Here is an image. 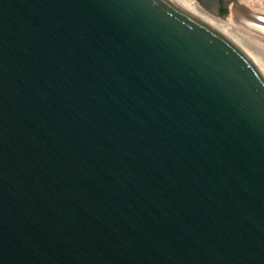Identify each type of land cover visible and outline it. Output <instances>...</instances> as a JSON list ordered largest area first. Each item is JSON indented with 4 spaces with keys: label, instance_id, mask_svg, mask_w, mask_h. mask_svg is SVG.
I'll use <instances>...</instances> for the list:
<instances>
[{
    "label": "water",
    "instance_id": "obj_1",
    "mask_svg": "<svg viewBox=\"0 0 264 264\" xmlns=\"http://www.w3.org/2000/svg\"><path fill=\"white\" fill-rule=\"evenodd\" d=\"M0 264H264L262 70L171 0H0Z\"/></svg>",
    "mask_w": 264,
    "mask_h": 264
},
{
    "label": "bare ground",
    "instance_id": "obj_2",
    "mask_svg": "<svg viewBox=\"0 0 264 264\" xmlns=\"http://www.w3.org/2000/svg\"><path fill=\"white\" fill-rule=\"evenodd\" d=\"M173 3L181 7L182 9L186 10L187 12L191 13L193 16L197 17L201 21L205 22L206 24L210 25L211 27L215 28L217 31L222 33L224 36L229 38L233 41L237 46H239L245 53L257 64V66L262 70L264 73V39L260 37H248L243 34V32H239L236 26L230 21L224 22L221 19H218L217 15H212L209 12L205 11V9L201 6L199 1L197 0H171ZM246 4V5H245ZM244 6H250V2H245ZM241 8L240 11H236L238 16L241 19L248 21L247 15H249L246 8L238 6ZM255 9V8H254ZM253 8L252 10L257 13V16H261L264 11H255ZM220 17V16H219ZM249 22V21H248ZM251 23H253L250 20ZM255 22V21H254ZM256 24H260L255 22ZM257 26V25H256ZM264 29V28H263ZM221 30V31H220ZM259 40V41H258Z\"/></svg>",
    "mask_w": 264,
    "mask_h": 264
},
{
    "label": "rangeland",
    "instance_id": "obj_3",
    "mask_svg": "<svg viewBox=\"0 0 264 264\" xmlns=\"http://www.w3.org/2000/svg\"><path fill=\"white\" fill-rule=\"evenodd\" d=\"M241 1V3L245 4V2H250V6H248L249 8H255V11H264V0H239V2ZM246 5V4H245ZM239 5H235L234 2L230 3V11L228 13V15L226 17H217L218 19L223 20L224 22L226 21H230L236 26V28H238L237 30L239 32H243V34L245 33L246 36L254 38V37H260L259 34H257L258 32H256L255 30L251 29V26H247L248 27V31H245V29L242 27L244 26V22H246L244 19H241L238 14L236 13V11H240L241 8L238 7ZM205 11L209 12L210 14L214 15L213 13H211L210 11L206 10ZM215 16V15H214ZM216 17V16H215ZM248 15H247V19H248ZM250 29V31H249ZM221 31V30H220ZM262 38H264V35H262ZM259 41V40H258Z\"/></svg>",
    "mask_w": 264,
    "mask_h": 264
},
{
    "label": "flooded vegetation",
    "instance_id": "obj_4",
    "mask_svg": "<svg viewBox=\"0 0 264 264\" xmlns=\"http://www.w3.org/2000/svg\"><path fill=\"white\" fill-rule=\"evenodd\" d=\"M228 1V0H225V2ZM224 3V2H223ZM241 3V1H240ZM241 5L247 9L249 15H248V21L247 22H244V26H242L245 31H248V27L247 26H251L253 30H255L256 32H258L257 34H259L260 38H262L261 34L264 35V13L260 16H257L258 14L255 13L251 8L247 7V6H244L243 3H241ZM230 8V7H229ZM222 14H224L226 12V7H224V4H223V7L220 9ZM257 14V15H256ZM250 20L253 22L251 23ZM246 21V20H245ZM258 22L260 24H256L255 22ZM257 25V26H256ZM250 31V29H249ZM258 37V36H257ZM256 37V38H257ZM264 39V38H263Z\"/></svg>",
    "mask_w": 264,
    "mask_h": 264
}]
</instances>
